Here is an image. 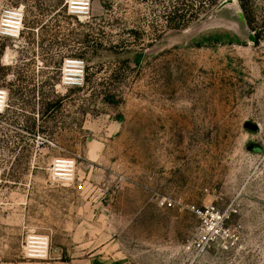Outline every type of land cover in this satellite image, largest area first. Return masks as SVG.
I'll return each instance as SVG.
<instances>
[{"label":"rangeland","instance_id":"1","mask_svg":"<svg viewBox=\"0 0 264 264\" xmlns=\"http://www.w3.org/2000/svg\"><path fill=\"white\" fill-rule=\"evenodd\" d=\"M177 2L0 0V264H264V0Z\"/></svg>","mask_w":264,"mask_h":264},{"label":"trees","instance_id":"2","mask_svg":"<svg viewBox=\"0 0 264 264\" xmlns=\"http://www.w3.org/2000/svg\"><path fill=\"white\" fill-rule=\"evenodd\" d=\"M177 1L178 2L175 6V11L173 12L175 14V17L171 18L169 24V27L171 28L187 27L191 23V21L198 20L202 15L210 13L211 10L217 7L224 0H177ZM248 1L249 0H239V3L243 10L242 11L243 19H245L244 10L246 9ZM255 40L257 41V37H255ZM92 42L93 44L97 43L96 40L90 39L88 35H86L81 40V43L84 45L85 50L86 48L90 47ZM85 50L73 54V57L82 58L87 62H89L90 60L89 58L86 57L87 52ZM58 104H59L58 102L55 103L48 102L47 111L51 106L55 105V107H57ZM47 111L43 113V116L47 113Z\"/></svg>","mask_w":264,"mask_h":264},{"label":"bare ground","instance_id":"3","mask_svg":"<svg viewBox=\"0 0 264 264\" xmlns=\"http://www.w3.org/2000/svg\"><path fill=\"white\" fill-rule=\"evenodd\" d=\"M7 23H8L7 27H13L15 29V34L19 33V31H20V23H18V22L16 23V22H13V21H7ZM16 25H18V26H16ZM66 163H67L66 161H59V165L58 166L64 168Z\"/></svg>","mask_w":264,"mask_h":264},{"label":"built area","instance_id":"4","mask_svg":"<svg viewBox=\"0 0 264 264\" xmlns=\"http://www.w3.org/2000/svg\"><path fill=\"white\" fill-rule=\"evenodd\" d=\"M14 14V17L19 21V23L21 24L22 23V20H23V14L20 13V12H17V13H13ZM83 67V66H82ZM169 206H172L171 203H168Z\"/></svg>","mask_w":264,"mask_h":264},{"label":"water","instance_id":"5","mask_svg":"<svg viewBox=\"0 0 264 264\" xmlns=\"http://www.w3.org/2000/svg\"><path fill=\"white\" fill-rule=\"evenodd\" d=\"M234 2H235V0H224V1L219 5L218 9H221V8H223V7H225V6L229 5V4H232V3H234Z\"/></svg>","mask_w":264,"mask_h":264},{"label":"clouds","instance_id":"6","mask_svg":"<svg viewBox=\"0 0 264 264\" xmlns=\"http://www.w3.org/2000/svg\"><path fill=\"white\" fill-rule=\"evenodd\" d=\"M0 107H2V105H0Z\"/></svg>","mask_w":264,"mask_h":264}]
</instances>
